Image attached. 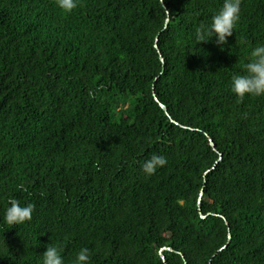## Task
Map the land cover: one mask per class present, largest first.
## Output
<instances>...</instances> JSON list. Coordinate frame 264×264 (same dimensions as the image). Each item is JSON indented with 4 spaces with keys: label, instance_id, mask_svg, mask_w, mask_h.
<instances>
[{
    "label": "trees",
    "instance_id": "obj_1",
    "mask_svg": "<svg viewBox=\"0 0 264 264\" xmlns=\"http://www.w3.org/2000/svg\"><path fill=\"white\" fill-rule=\"evenodd\" d=\"M223 3L0 0V264H264V98L231 91L264 0L198 43ZM11 199L31 222L3 224Z\"/></svg>",
    "mask_w": 264,
    "mask_h": 264
},
{
    "label": "clouds",
    "instance_id": "obj_2",
    "mask_svg": "<svg viewBox=\"0 0 264 264\" xmlns=\"http://www.w3.org/2000/svg\"><path fill=\"white\" fill-rule=\"evenodd\" d=\"M55 3L65 14H71L79 7V0H55ZM241 4L242 0H224L222 8L212 17L211 24H201L195 29L196 41L210 42L215 37L217 45L227 44L228 38L233 35L240 21ZM231 91L236 95L238 102H242L246 96L264 98V45L251 51L249 61L244 65L243 75L232 76ZM166 163L165 157L152 155L143 163L142 171L146 176H152ZM34 211V204L22 205L20 201L11 199L3 213V224L8 229L25 225L31 222ZM42 257V264H64L62 249L57 245L48 246ZM74 264H90L89 249H81Z\"/></svg>",
    "mask_w": 264,
    "mask_h": 264
}]
</instances>
